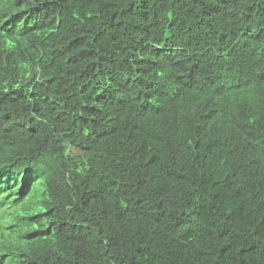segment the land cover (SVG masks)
<instances>
[{
	"label": "trees",
	"instance_id": "1",
	"mask_svg": "<svg viewBox=\"0 0 264 264\" xmlns=\"http://www.w3.org/2000/svg\"><path fill=\"white\" fill-rule=\"evenodd\" d=\"M0 223V264H264V0H0Z\"/></svg>",
	"mask_w": 264,
	"mask_h": 264
},
{
	"label": "clouds",
	"instance_id": "2",
	"mask_svg": "<svg viewBox=\"0 0 264 264\" xmlns=\"http://www.w3.org/2000/svg\"><path fill=\"white\" fill-rule=\"evenodd\" d=\"M20 211H21V209H20ZM0 226H1V223H0ZM0 229H1V227H0ZM4 235H5L4 231L0 230V244H1V248L5 245L6 242L11 240V239H8V238L5 240ZM12 240H14V239H12ZM8 254H9V252L5 251V252H2V255H1V252H0V262L1 263L10 262L11 259H9ZM5 264H8V263H5Z\"/></svg>",
	"mask_w": 264,
	"mask_h": 264
},
{
	"label": "bare ground",
	"instance_id": "3",
	"mask_svg": "<svg viewBox=\"0 0 264 264\" xmlns=\"http://www.w3.org/2000/svg\"><path fill=\"white\" fill-rule=\"evenodd\" d=\"M17 122V121H16Z\"/></svg>",
	"mask_w": 264,
	"mask_h": 264
}]
</instances>
